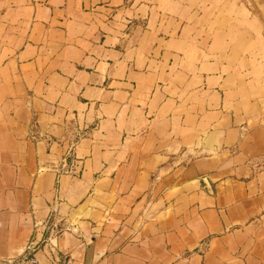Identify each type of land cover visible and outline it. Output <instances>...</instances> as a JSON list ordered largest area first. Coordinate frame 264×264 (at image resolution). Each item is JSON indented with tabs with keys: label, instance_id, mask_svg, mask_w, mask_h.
Returning a JSON list of instances; mask_svg holds the SVG:
<instances>
[{
	"label": "crops",
	"instance_id": "obj_1",
	"mask_svg": "<svg viewBox=\"0 0 264 264\" xmlns=\"http://www.w3.org/2000/svg\"><path fill=\"white\" fill-rule=\"evenodd\" d=\"M60 5L0 0V264H264V60L201 63L212 125L157 138L128 129L124 67L110 80L42 46Z\"/></svg>",
	"mask_w": 264,
	"mask_h": 264
},
{
	"label": "rangeland",
	"instance_id": "obj_2",
	"mask_svg": "<svg viewBox=\"0 0 264 264\" xmlns=\"http://www.w3.org/2000/svg\"><path fill=\"white\" fill-rule=\"evenodd\" d=\"M60 3L59 10L50 15L59 20L51 24L58 29L55 41L42 42V46H52V52L76 47L81 54L72 48L66 52L70 63L75 60L79 66L107 69L110 80L121 75L120 70L115 72L118 66L124 67L125 80L134 84L133 99L125 111L130 116L128 129L152 128L157 138L166 132L174 142L189 146L212 125L211 94L201 89L195 76L201 63L213 56L227 60L228 50H234L232 58L248 51L264 60V0ZM18 11L10 8L8 15L13 18ZM35 11L28 8L29 23ZM28 28L30 32L31 24ZM171 36L178 40L176 44L170 42ZM81 133L74 130L71 142ZM196 155L189 153V157Z\"/></svg>",
	"mask_w": 264,
	"mask_h": 264
},
{
	"label": "built area",
	"instance_id": "obj_3",
	"mask_svg": "<svg viewBox=\"0 0 264 264\" xmlns=\"http://www.w3.org/2000/svg\"><path fill=\"white\" fill-rule=\"evenodd\" d=\"M38 137L39 132L37 130H34L31 133V138L35 140ZM4 264H38V260L33 253H27L19 261L8 260Z\"/></svg>",
	"mask_w": 264,
	"mask_h": 264
}]
</instances>
